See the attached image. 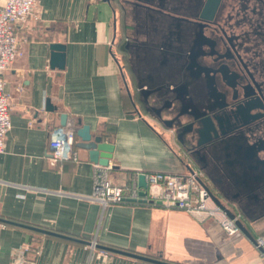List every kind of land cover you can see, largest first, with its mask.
<instances>
[{
  "label": "crops",
  "instance_id": "0c3cea01",
  "mask_svg": "<svg viewBox=\"0 0 264 264\" xmlns=\"http://www.w3.org/2000/svg\"><path fill=\"white\" fill-rule=\"evenodd\" d=\"M38 3L40 18L17 28L23 54L4 73L11 127L0 153V218L39 225L69 238L3 224L0 264H15L22 249L33 264H160L134 255L177 264H264V255L252 242L255 231L264 228V219L253 221L255 201L228 199L226 183L211 181L209 170L186 160L171 134H164L144 112L136 113L129 69L118 60L119 38L131 39L152 24L164 27L165 10L193 7L195 0ZM150 32L159 36L160 29ZM137 36L141 42L148 40L144 32ZM61 114H66L62 126L75 132L76 158L51 164L49 131L61 125ZM84 126L111 149L90 155L83 148V132L78 133ZM104 155L113 163L109 175L115 181L137 179L141 172L200 169L223 206L241 214L242 231L227 235L214 220L198 221L181 209L132 198L102 208L88 196L93 163ZM90 242L132 254L100 256L101 249H91Z\"/></svg>",
  "mask_w": 264,
  "mask_h": 264
},
{
  "label": "flooded vegetation",
  "instance_id": "af4514ba",
  "mask_svg": "<svg viewBox=\"0 0 264 264\" xmlns=\"http://www.w3.org/2000/svg\"><path fill=\"white\" fill-rule=\"evenodd\" d=\"M165 13L164 27L148 25L117 41L136 113L177 142L183 133L194 139L188 164L209 170L215 184L226 183L228 199H252L255 209L262 203L253 216L261 221L264 0H195L193 7ZM157 29L159 36L151 34ZM198 133L205 140L199 146Z\"/></svg>",
  "mask_w": 264,
  "mask_h": 264
},
{
  "label": "built area",
  "instance_id": "2783aa9c",
  "mask_svg": "<svg viewBox=\"0 0 264 264\" xmlns=\"http://www.w3.org/2000/svg\"><path fill=\"white\" fill-rule=\"evenodd\" d=\"M40 8L38 0H0V153L5 147L6 133L11 127L9 94L5 91L4 73L11 68L16 59L22 56L21 44L24 41L17 34V28L28 19L38 20ZM75 140L74 130L58 125L49 131L47 154L51 164L59 159L76 156L72 151ZM113 163H93L92 190L88 198L99 203L102 208L132 198L136 202L161 206L165 209H181L198 221L214 220L227 235L242 231V216L231 212L218 203L205 181L203 172L190 168L186 172H143L146 187H140L138 179L115 181L109 171ZM142 173V172H141ZM138 176V174H137ZM144 195H140V191ZM0 226L3 223L0 222ZM255 248L264 255V234L252 237ZM92 243V244H91ZM95 249L96 243H89ZM100 256L107 255L101 250ZM15 264H33L19 252Z\"/></svg>",
  "mask_w": 264,
  "mask_h": 264
},
{
  "label": "water",
  "instance_id": "95a60500",
  "mask_svg": "<svg viewBox=\"0 0 264 264\" xmlns=\"http://www.w3.org/2000/svg\"><path fill=\"white\" fill-rule=\"evenodd\" d=\"M161 6L164 7V5H161ZM172 90H174V89H172ZM174 93L176 94V91H174ZM175 97L178 98L177 94L175 95ZM65 116H66V114H61V122H60L61 125H65V122H64ZM201 127H202V129L204 128V126H201ZM80 132H83V134L81 135L82 140H83V148L87 149L89 151L90 155L96 156V154L102 150H110L111 149L110 148L111 146H106L104 143L101 142V140H102L101 136H99V135L91 136L90 132L88 131L87 126H84L82 128V130L79 131L78 133H80ZM177 140H178V143L180 145V148L183 150L186 158L188 159L189 156H191L190 144L194 143V141L192 142V140H194V139L191 140L190 138L184 137V133H183V136L181 138L177 137ZM204 141H203V138L201 139V134L198 133V139L196 140L195 145L199 146L200 144H203ZM108 158H109V155H104L103 158H98V161L101 164H107ZM137 179H138V183H139L140 187L145 188L147 183H146V179H145L144 174L139 173ZM140 195H144L143 190L140 191ZM214 198L218 201L219 204L223 205L218 200L217 197L214 196ZM262 202H264V199L262 200ZM257 206H258V208H256V209H255V206H254V208L251 207V210L253 211L255 209L256 211H261L262 207H263L262 203L258 204ZM246 210H247V205H246ZM246 210H244L245 211L244 213H246ZM134 257L143 258V259L150 260L153 262H158L160 264H177V263L169 262V261H166L163 259L151 258V257H146V256H140V255H134Z\"/></svg>",
  "mask_w": 264,
  "mask_h": 264
},
{
  "label": "trees",
  "instance_id": "16d2710c",
  "mask_svg": "<svg viewBox=\"0 0 264 264\" xmlns=\"http://www.w3.org/2000/svg\"><path fill=\"white\" fill-rule=\"evenodd\" d=\"M0 222H3V224H5V225H12V226L30 229L32 231H38V232L44 233V234L49 235V236H54V237H59V238H64V239L69 238L68 236L60 235V234L56 233L54 230L44 228L42 226L35 225V224H23V223L11 221V220H6V219H2V218H0ZM255 233H256L255 235L264 234V228H261V229L255 231ZM96 248L107 251V252H118V253H122V254H126V255L132 254L130 251H127L124 249L118 250L117 248H112V247H108V246H101L98 243H96ZM156 258H159V257H156Z\"/></svg>",
  "mask_w": 264,
  "mask_h": 264
},
{
  "label": "rangeland",
  "instance_id": "374dc122",
  "mask_svg": "<svg viewBox=\"0 0 264 264\" xmlns=\"http://www.w3.org/2000/svg\"><path fill=\"white\" fill-rule=\"evenodd\" d=\"M181 151V150H180ZM185 159L187 160L186 156H185Z\"/></svg>",
  "mask_w": 264,
  "mask_h": 264
}]
</instances>
